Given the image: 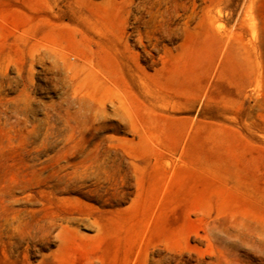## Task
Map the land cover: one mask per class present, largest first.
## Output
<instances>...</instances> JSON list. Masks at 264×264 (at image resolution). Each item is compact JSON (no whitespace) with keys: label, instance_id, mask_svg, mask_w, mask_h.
Returning a JSON list of instances; mask_svg holds the SVG:
<instances>
[{"label":"rangeland","instance_id":"obj_1","mask_svg":"<svg viewBox=\"0 0 264 264\" xmlns=\"http://www.w3.org/2000/svg\"><path fill=\"white\" fill-rule=\"evenodd\" d=\"M0 264H264V0H0Z\"/></svg>","mask_w":264,"mask_h":264}]
</instances>
